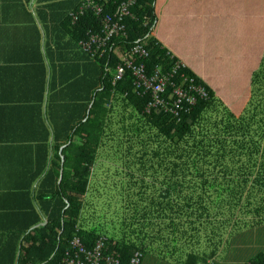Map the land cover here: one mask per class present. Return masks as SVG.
<instances>
[{
  "label": "trees",
  "instance_id": "16d2710c",
  "mask_svg": "<svg viewBox=\"0 0 264 264\" xmlns=\"http://www.w3.org/2000/svg\"><path fill=\"white\" fill-rule=\"evenodd\" d=\"M67 21L76 44L101 28L90 11L74 24L70 16ZM125 26L105 58L85 55L91 74L84 77V114L69 129L63 165L57 156L45 177L44 194L55 202L46 225L25 236L20 264H62L73 237L87 249L106 238L122 264L154 249L171 250L180 259L183 253V264H207L237 222L250 227L264 221V0H136ZM143 39L147 74L156 67L169 71L178 57L185 58L180 74L194 78L208 98L178 119L144 113L148 97L133 87L129 70L113 84L122 58ZM119 117L134 122L120 129ZM128 155L135 170L132 161L128 171L120 168L132 190V196H120L122 235L83 228L92 219L84 213L93 172L101 170L97 165L118 176L115 169ZM251 264H264V250Z\"/></svg>",
  "mask_w": 264,
  "mask_h": 264
},
{
  "label": "crops",
  "instance_id": "0c3cea01",
  "mask_svg": "<svg viewBox=\"0 0 264 264\" xmlns=\"http://www.w3.org/2000/svg\"><path fill=\"white\" fill-rule=\"evenodd\" d=\"M81 1L0 0V264H20L27 233L46 225L55 200L44 194L45 177L57 156L63 165L69 129L84 114V77L91 65L73 42L67 21ZM178 60L187 67L185 58ZM80 80L81 89L71 86ZM235 234L246 242L228 247ZM250 234H228L207 264H251L264 249L252 246ZM155 252L151 259L145 252L141 264H183L185 259L182 253L176 262L171 250L166 251L171 257L160 259Z\"/></svg>",
  "mask_w": 264,
  "mask_h": 264
},
{
  "label": "built area",
  "instance_id": "2783aa9c",
  "mask_svg": "<svg viewBox=\"0 0 264 264\" xmlns=\"http://www.w3.org/2000/svg\"><path fill=\"white\" fill-rule=\"evenodd\" d=\"M136 0H124L117 4L112 0H82L77 11L70 13L72 23L86 11L92 12L101 20L99 33L88 32L86 37L77 45L80 51L92 60L105 58L114 47L113 40L123 35L126 29L125 20L131 17V9ZM147 39L137 41L124 55L117 66L113 84L122 79L125 70L131 72L133 87L140 95H146L148 102L144 113L152 111L170 115L174 119L191 112L198 100H206L208 94L205 88L194 78L180 74L186 68L178 60L169 71L156 67L147 74L145 64L149 58L146 48ZM107 67V65H106ZM142 254L136 252L127 264H141ZM62 264H122L118 254L108 251L107 240L98 238L91 249H87L80 238L73 237L69 241V248L65 252Z\"/></svg>",
  "mask_w": 264,
  "mask_h": 264
},
{
  "label": "rangeland",
  "instance_id": "374dc122",
  "mask_svg": "<svg viewBox=\"0 0 264 264\" xmlns=\"http://www.w3.org/2000/svg\"><path fill=\"white\" fill-rule=\"evenodd\" d=\"M117 126L121 129L122 125H132L134 122V119H128V118H122L119 117L117 119ZM136 127V125H133V128ZM103 156V155H102ZM115 158V156H113ZM104 159V156L101 158V160ZM100 160V161H101ZM132 161L133 164V171L135 170V165L132 157L130 155L127 156V158L119 161L120 165L118 169H115V172H117L120 168H127L128 171L130 169V163ZM98 169H101L100 171L94 170L93 177H92V187L90 189V194H88V202H89V208L84 213L85 217L87 218L91 217L92 219H86L84 224L82 225L83 228H89L90 226H96L102 234H107V237H111V235L115 234V236L122 235L123 230L125 229L126 225L123 224V214L124 210L121 208V198L120 196L122 194H127L132 196V190L128 189L126 186L125 181H127V178L125 177V171L119 170L118 176H113L114 172L111 170V168H106V166H99ZM107 169H109V173H107ZM107 173V174H106ZM122 181V183H120ZM98 188V189H96ZM95 189V190H94ZM99 226V227H98ZM129 228V227H128ZM130 230V229H129ZM246 231L251 233L249 236L250 242L252 243V246L256 248V250L261 251L264 249V221L261 223H257L255 225H252L250 227H243V222H237L236 227L234 229V232L238 231ZM238 234H235L234 239L230 241V245L228 247L236 248V243H245L246 239H242L239 241ZM258 241V246L255 244V241ZM262 246V247H261ZM242 247V246H241ZM155 248V247H154ZM153 248V249H154ZM156 250V249H154ZM159 252H155V257L157 256L160 259L165 258L166 256L169 257V253L166 251H162L157 249ZM151 252V251H150ZM146 253L145 259H151L153 255ZM171 257V256H170ZM175 258L176 262L180 261L179 255L172 256ZM241 258V257H240ZM239 258V259H240ZM181 262V261H180ZM183 262V261H182Z\"/></svg>",
  "mask_w": 264,
  "mask_h": 264
},
{
  "label": "water",
  "instance_id": "95a60500",
  "mask_svg": "<svg viewBox=\"0 0 264 264\" xmlns=\"http://www.w3.org/2000/svg\"><path fill=\"white\" fill-rule=\"evenodd\" d=\"M60 178H61V176H60Z\"/></svg>",
  "mask_w": 264,
  "mask_h": 264
}]
</instances>
